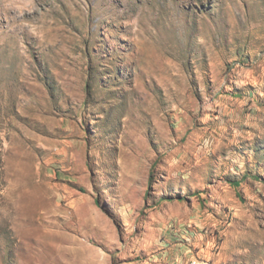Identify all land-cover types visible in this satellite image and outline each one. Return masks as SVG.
Returning <instances> with one entry per match:
<instances>
[{
  "label": "rangeland",
  "instance_id": "obj_1",
  "mask_svg": "<svg viewBox=\"0 0 264 264\" xmlns=\"http://www.w3.org/2000/svg\"><path fill=\"white\" fill-rule=\"evenodd\" d=\"M0 264H264V0H0Z\"/></svg>",
  "mask_w": 264,
  "mask_h": 264
},
{
  "label": "trees",
  "instance_id": "obj_2",
  "mask_svg": "<svg viewBox=\"0 0 264 264\" xmlns=\"http://www.w3.org/2000/svg\"><path fill=\"white\" fill-rule=\"evenodd\" d=\"M234 185H235V186H238V185H239V183H238V182H235V183H234Z\"/></svg>",
  "mask_w": 264,
  "mask_h": 264
}]
</instances>
